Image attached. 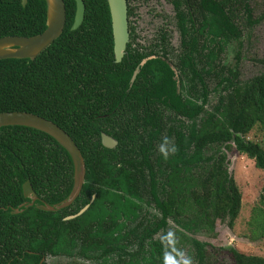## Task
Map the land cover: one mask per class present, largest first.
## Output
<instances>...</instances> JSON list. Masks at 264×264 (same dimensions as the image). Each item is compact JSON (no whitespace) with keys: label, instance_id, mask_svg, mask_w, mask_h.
I'll return each mask as SVG.
<instances>
[{"label":"trees","instance_id":"trees-1","mask_svg":"<svg viewBox=\"0 0 264 264\" xmlns=\"http://www.w3.org/2000/svg\"><path fill=\"white\" fill-rule=\"evenodd\" d=\"M64 1L67 24L61 38L34 61H0V113H32L58 124L86 159V184L70 215L90 204L95 195L96 200L85 215L67 222L64 251L103 264H110L114 256L123 264H188L177 254L170 256L154 237L171 226V219L185 232L213 229L219 220L235 228L243 196L229 174L223 149H231L234 142L241 155L264 171V74L238 83L235 65L219 62L227 47L241 42L243 21L254 22L251 0H170L178 11L177 26L183 38L177 68L188 78L192 91L178 95L171 67L152 61L142 69L133 96H127L132 104L118 109L115 120L99 116L112 114L125 97L136 67L154 50L147 53L135 47L132 28L128 57L116 65L108 0H84L86 19L78 31H71L76 2ZM46 23L45 0H29L25 7L22 0H0V38L33 37L46 30ZM168 36L165 30L160 40ZM211 77L222 88L215 90L219 105L212 112L205 109ZM193 79L198 81L196 88ZM102 131L119 140L117 149L102 145ZM254 132L261 140L249 139ZM171 139H175L173 152L166 155L160 145ZM55 169L59 177L67 175L65 197L69 196L74 166L57 141L31 128H0V207L24 199L27 181L37 191L47 192ZM48 214L27 211L24 215L34 219L22 231L35 230L37 246L59 254L62 235L56 240L48 237L55 226L42 223ZM1 215L9 214L0 211ZM40 234L48 238L41 239ZM247 237L264 240V195L253 210ZM186 240L196 248L198 264H204L206 244L190 237ZM176 245L175 241L169 247ZM231 253L236 264H264V258L236 249Z\"/></svg>","mask_w":264,"mask_h":264},{"label":"rangeland","instance_id":"rangeland-1","mask_svg":"<svg viewBox=\"0 0 264 264\" xmlns=\"http://www.w3.org/2000/svg\"><path fill=\"white\" fill-rule=\"evenodd\" d=\"M131 7L134 13L131 24L137 35V43L148 46L156 39L158 31L162 27H169L172 44L177 50L180 48L181 34L177 25L175 26L172 22L176 13L168 0H132ZM251 7L254 11L253 19L257 22L249 25L243 21V38L238 53L241 55L240 79L244 83L264 73L262 64L264 60V0H251ZM221 55V59L225 63H236L237 53L233 45L227 47ZM212 86H215V83ZM216 103L217 100L212 96L210 107ZM256 138L261 140L255 132L249 136L252 141H258ZM223 151L229 160V172L234 176L243 196L241 215L234 229L230 228L228 222L219 220L213 229L207 227L185 232L171 220V226L159 232L156 239L169 246L176 239L177 245L172 248V252H169L171 255H179L181 261L198 264L197 250L191 241L186 240L187 237L207 244L204 264H236L231 249H236L249 256L264 258V240L252 241L247 237L253 210L260 204L264 195V171L256 167L254 160L239 155L235 148ZM207 153L211 154V151L209 150ZM188 218L192 219V216H188ZM147 249H149L148 246H146L148 252ZM66 263L99 264L97 261H88L87 258L78 256L68 259Z\"/></svg>","mask_w":264,"mask_h":264},{"label":"flooded vegetation","instance_id":"flooded-vegetation-1","mask_svg":"<svg viewBox=\"0 0 264 264\" xmlns=\"http://www.w3.org/2000/svg\"><path fill=\"white\" fill-rule=\"evenodd\" d=\"M127 2H128L129 29H130V43L128 44L126 54L124 55L122 60L120 62H118L116 59V54H115V41H114V57H115L114 63L116 65L124 63L125 59H127L128 54H129V46L133 42V40H132V28H133V26L131 24V18H132L134 13H133V10L131 7L132 0L131 1L127 0ZM168 2L171 4L170 0H168ZM171 5L174 7L175 13H176V15L174 17V21H172L176 26L178 24V19H177L178 11L173 4H171ZM183 10L187 11L186 8H183ZM131 12H132V15H130ZM252 12H254V11H252ZM256 22L257 21L254 20V22L249 24V25L255 24ZM72 27H73V25H72ZM72 27H71V31H73ZM81 27L79 29H81ZM176 27L178 29V26H176ZM79 29H77L75 31H78ZM240 29L242 31V25L240 26ZM165 30L167 31L169 36H168L167 40L161 41L160 40L161 34ZM133 31H134L135 37H137L134 28H133ZM180 34H181V32H180ZM242 38H243V32H242ZM241 42H242V39H241ZM241 42L231 44L234 46V49H236V53H237L236 63H233V65H235V67L238 69V80H237L238 83H244L240 79V71H239V64H240V60H241V55H239L238 53H239V47L241 45ZM159 44H160V47L157 48L158 50L155 49V46L159 45ZM134 46L135 47H137V46L142 47L143 50H145L147 53H150L153 50L154 51L151 53V55L145 57L139 63V65L136 67V69H135V71L131 77L130 82H128V84L126 86L127 88L124 87L125 88V97L121 98V102L118 103L115 107H113L112 114L100 115L99 116L100 120H105L109 117L111 119L115 120L117 118V116H115L113 114L117 113L118 109H121L123 105H125V107H127L128 105L132 104L131 102H127V96L128 95L133 96L131 91L133 90L134 86L136 85L138 78H139L140 74L142 73V69L148 63L155 61V60H161V61L167 63L171 67L173 72L175 73L174 80L177 83L176 88H177V94L178 95L189 94L192 91L190 88V87H192V85L188 81V78L183 77L181 70H179V68H177V66L179 65L180 57H181L180 55L182 54V49H183L182 48V46H183L182 34H181V44H180V48L178 50L172 44V34L170 33L169 27H162L160 29V31H158V35H157L156 39L153 42H151L148 46L140 45L139 43H137V40H136V43H134ZM212 46L213 45L209 44V49L213 48ZM208 52H209V50H207L205 52V54H207ZM221 56H220L219 62L222 61L223 65H226V67H230L232 64L225 63V61L221 59ZM263 61H262V64H263ZM263 67H264V64H263ZM255 78H253V79H255ZM218 81L219 80H217L216 78H213V77H211L208 80L209 97H208V102H207L206 108H205V109H207V111L212 112V111H214L215 107L217 105H219L218 104L219 96L217 95L219 93L215 92V90L218 89L219 91H221L222 88L217 86ZM251 81H249V82H251ZM193 83H194L195 88L198 87L197 79H193ZM213 83H215V86H212ZM246 83H248V82H246ZM184 87H186V89H187L186 91H184ZM212 96L215 97V99L217 100V103L212 105V107H210ZM124 101H125V103H124ZM107 110H110V109H107ZM167 115L171 117V115H173V114H172V112L168 111ZM56 125H58V124H56ZM60 128H62V127H60ZM67 134L71 137V135L69 133H67ZM103 134H106L107 136L113 138L114 140L117 141L118 144L114 148L105 147L103 145V137H102ZM101 142H102V145L109 150H115L120 145V142L118 139H116L112 135L107 134L104 131L101 132ZM174 144H175V139L168 140L164 144H161L160 145L162 147L161 152L165 153L166 155H171L173 152ZM230 145H231V148L236 149V144L234 142L230 143ZM79 149L81 150L80 147H79ZM225 149L226 148H224L223 150H225ZM227 150H229V149H227ZM81 152H82V150H81ZM237 152H238V150H237ZM82 154H83V152H82ZM238 154L241 155L239 152H238ZM242 156H244V155H242ZM83 157H84V154H83ZM84 159H85V157H84ZM85 162H86V159H85ZM228 163H229V160L227 158V166H228ZM86 167H87V163H86ZM51 171L57 172V173L55 174V176L53 178H50L53 181V183L50 186L51 189H48L47 192L44 190L43 191H37L34 188L33 184L31 183L33 188H34L33 190L35 192V197H36L35 201H33L31 198H27L25 196L24 185H23V198L24 199L18 200L14 205L9 204V205L0 207V211L6 212L9 214V215H1L0 216V264H67L66 261L68 259H74L77 256L78 257H84L81 255H75V256L71 257V256L67 255V253L64 251L65 247H67V240H68V224H67V222L73 221V220H76V219L82 217L83 215H85L90 210L91 207L81 216H78V215L83 211V209L86 206L83 209H81L78 213L70 215V209L75 205V203L81 197V195L83 193V191H82L79 198L72 205L65 206V207H62L61 209H59L58 207L60 205H63V203L70 196L69 195V196L65 197V195L67 193V189H68V178H67V175H62V177H59V174H58L59 169H55V170H51ZM87 174H88V167H87ZM229 174H230V172H229ZM231 177L234 178V176H232V175H231ZM86 180H87V178H86ZM27 182H30V181H27ZM83 190H84V188H83ZM47 198L49 200H47ZM60 198H62V199L60 200ZM93 203L92 204L90 203L91 206L93 205ZM42 206L48 207V208L51 207V208H53V210L45 211L43 209H40V207H42ZM30 210L31 211L37 210V211H40L43 213H49L48 216L44 217L42 223L49 222L50 224L55 226V227H53V231L50 232V235L48 237H52L56 240V237L59 236V234L62 235V239H63V247L62 248L63 249H61V251H60L61 253L58 254L57 252L56 253L50 252L49 249H47V246H45V247L37 246L36 241L38 238L37 237L38 233L35 230L30 229L28 232L22 231V228H27V226L24 224L26 222H30L34 219L33 217L24 215L25 213H27V211H30ZM157 213H158L157 214L158 216H161V214L159 212H157ZM76 216H78V217H76ZM72 217H76V218L70 219ZM37 220H39V219L37 218ZM171 220L169 222H171ZM159 234L160 233H158L157 235H159ZM157 235H155L154 240L156 242H159L165 249H168V252L169 251L172 252V249L170 248L171 246L169 247V245H164L162 241L156 239ZM48 237H42V235L40 234L41 239H47ZM174 240L176 241V239H174ZM206 246H207V244H206ZM131 251L133 252L134 250H131ZM164 253H165V250H164ZM204 254L206 255L205 252H204ZM169 255L173 256L175 254L171 255V253L169 252ZM84 258H87V257H84ZM179 260L181 261L180 257H179ZM88 261H97V262H99V264L104 263L103 261L101 262L100 260L98 261L97 259H88ZM109 261H110V264H123L122 262L119 263V257L118 256H114ZM125 261L126 262L129 261V258H125ZM182 262H185V261H182ZM186 263L190 264L189 262H186Z\"/></svg>","mask_w":264,"mask_h":264},{"label":"water","instance_id":"water-1","mask_svg":"<svg viewBox=\"0 0 264 264\" xmlns=\"http://www.w3.org/2000/svg\"><path fill=\"white\" fill-rule=\"evenodd\" d=\"M29 0H22L23 6H27ZM47 7L46 30L33 37L7 36L0 38V61L3 60H36L43 52L49 49L62 37L67 24V9L64 0H45ZM76 15L72 30L79 29L86 18V4L84 0H75ZM110 7L112 27L115 41V54L118 62L126 54L130 43V29L127 0H108ZM27 127L45 133L55 139L70 155L74 165V187L69 198L60 205L61 209L72 205L81 195L87 178V167L81 150L75 141L58 125L38 115L25 112L0 113V128ZM103 145L114 148L118 143L113 138L103 134ZM31 182L24 184V193L27 198L36 200ZM93 197L91 204L95 201ZM91 204L86 206L78 215L84 214ZM45 211L53 208L40 207ZM76 216V217H78ZM72 217L70 219L76 218Z\"/></svg>","mask_w":264,"mask_h":264}]
</instances>
